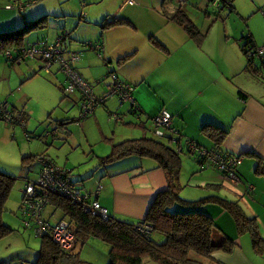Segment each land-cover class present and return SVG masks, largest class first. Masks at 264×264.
<instances>
[{"label":"crops","instance_id":"1","mask_svg":"<svg viewBox=\"0 0 264 264\" xmlns=\"http://www.w3.org/2000/svg\"><path fill=\"white\" fill-rule=\"evenodd\" d=\"M138 1L141 4H136L135 0L130 3L128 0H122L114 13H106L123 15L131 24L102 28L101 20L97 22L100 26V36L97 39L99 47L92 48L94 50L86 48L84 44L72 43L70 35L66 38L67 41H64L66 48H78L83 51L75 66L85 79L96 81V78H99L97 80L107 86L110 82L109 73L114 72L122 81L133 86L132 97L143 111L141 119L137 120L132 113L120 111L119 107L123 102H117L113 100L114 97L109 96L95 110L100 107L102 111L99 113H109L110 118L111 112L120 113L125 121L122 118H112L121 123V126L106 128L112 135H109L108 131L103 134L113 140L114 136L117 140L127 136L134 137L129 132H132V127L137 126L143 134L149 131L151 136L161 138L150 119L147 121V117L161 109L172 115V124L182 136L189 137L205 147L212 146L213 141L201 130L203 124L210 123L224 129L226 133L222 147L240 158L235 177L222 173L209 163L197 171L193 181L209 192L212 201L205 203L204 209L221 228L216 232L217 237L224 232L235 243L231 252L215 250L209 256L202 255L206 260L198 259L196 255L200 254L191 252L193 258L200 263L186 264H206L214 260L223 264H264V176L255 172L258 159L253 155L256 152L262 156L264 163V66L256 58L252 63L256 69L246 67V56L241 49L245 35L250 36L254 45H264V34L260 32V36L258 31L247 23L249 19L260 17L258 8L264 10V0H233L230 10L214 13L216 16L211 21L215 22L218 18L222 21V25L215 28V25L206 20L211 19V13H205L208 10L199 6L205 17L198 21V13L196 20L189 16L200 29L201 33L197 36L190 35L180 24L162 12L167 5L163 0ZM7 2L8 0H0V30L12 29L31 18L23 12H20V15L9 14L12 9L6 7ZM165 9L167 12L173 11L169 7ZM239 18L245 20L244 25L247 28L239 25ZM216 29L219 31L213 35ZM60 30L52 31V36ZM207 40L211 41V45L206 43ZM41 67V60L38 58L11 64L0 56V101H10L12 109L18 112V104L25 107V99L33 91L31 84L34 82L40 85L53 84V89L58 90V94L61 93L60 99L67 97L71 104L73 94L66 95L63 91L65 75L60 74L56 67L44 71L46 73L42 71L41 74ZM104 70L106 76L103 78L100 74ZM101 89L96 92L102 93L104 90ZM76 98L72 105L76 106ZM117 99L119 100L118 97ZM76 108L78 109V106ZM20 113L23 118L27 115L25 112ZM50 119L51 115L45 120L46 129L50 125ZM30 123L33 127L29 122L28 126L33 134L40 131L31 120ZM5 126L12 129L13 139H17L18 135V131L9 127L7 122H0L1 145L7 143L6 134H1L4 129L6 132ZM69 131L71 133V129L65 125H53L50 130L38 134L40 137L37 142L26 144L22 155L45 150L46 144L50 151L53 147L52 138L59 136L65 139V132ZM3 153L6 154L3 150L0 155ZM46 153L51 156V153ZM105 154L97 153L98 163L99 157ZM151 158L125 155L101 166L95 162L85 169L78 168L76 180L82 185L83 191L91 192L100 185L97 200L106 209L107 214L119 220L136 223L144 219L156 192L166 186L163 169ZM1 161L2 164L5 163L0 159ZM19 167L24 173L21 174L23 178L28 176L29 170H37V165L35 168H28L20 163ZM0 169L16 176L17 169L1 165ZM223 200L234 201L247 216L254 217L255 226L239 231L234 217L221 204ZM20 203L22 207V196ZM46 214L44 210L43 216L51 224L60 220L69 221H51L52 213H48V216ZM252 229L256 230L259 237L257 246L253 241ZM89 238L92 239L90 243L86 245L87 240L80 245L82 259L91 264H106L107 246L101 243V238ZM141 264L159 263L144 258Z\"/></svg>","mask_w":264,"mask_h":264},{"label":"trees","instance_id":"2","mask_svg":"<svg viewBox=\"0 0 264 264\" xmlns=\"http://www.w3.org/2000/svg\"><path fill=\"white\" fill-rule=\"evenodd\" d=\"M18 1L22 3L23 9L18 7V3L15 2V0H8L6 7H16L20 12H23L30 3L36 0ZM132 1L133 0H128L129 3ZM188 1L189 0H186L184 4L180 5L176 3L175 0H163V2H166L165 5L167 4L165 8L169 7L173 9V11L167 12V9L164 8L165 10L162 9V12L170 19L180 24L190 35L197 36L201 33L200 29L189 17V11L186 7L187 5L195 6L197 2L188 3ZM232 6L233 0H231V4L227 10H230ZM219 12L220 11L214 13L217 14ZM205 13L208 14L211 12L205 11ZM44 24H47L46 18L45 15H41L33 19H26L24 23L12 29H1L0 56L11 64L32 59L19 58L20 55L29 48L31 43L37 41L49 43L55 41L59 37L63 39V47L65 48L64 41L67 36H69V31L61 27V30L55 34L53 39L39 38L32 42L27 40V33L31 29L43 27L45 26ZM118 24H131V21L123 15L105 14L101 19L100 26L102 28H108ZM244 39L245 41L241 45V49L246 56V67L250 66L256 69L252 64L256 58L252 57L248 51V45L253 44V41L250 39L249 35H245ZM123 58H121V60ZM259 62L264 66V63L260 60ZM54 66L55 65H53L50 70ZM41 68H43V66ZM25 117L26 115L24 118ZM150 117L151 116H149V118L147 117V121ZM138 118L141 119V117ZM80 119L81 118L76 116L71 120L78 121ZM67 122L69 121H58L55 127H63ZM175 129L177 130V135L175 137L178 140L181 134L177 128ZM55 130L56 129H54V131ZM201 130L204 134L209 136L213 144L210 147H205L196 142L199 147L207 150L215 149L217 151H227L221 145L226 133L224 129L214 124L205 123L202 125ZM54 131H52V133H54ZM54 135H56V133ZM25 136L30 139L34 137V134L28 131L25 132ZM37 136L40 137V135ZM104 139L110 144V149L108 153L99 157V166L105 165L125 155H137L140 157L149 156L154 158L157 165L163 169L166 186L156 192L142 221L147 222L151 226V232L158 231L162 233L165 236L164 241L153 239L151 232L141 231L136 223L119 220L109 214L106 218H103L99 214L86 211L81 205L64 196L50 193L49 202L41 212L42 217L47 220L43 214L48 205H52L53 209L60 208L62 216L59 219H68L75 225L76 244L73 248L65 250L51 238L48 232L42 233L40 234L41 240L36 257L30 264H91L83 260L80 255V245L85 243L90 236L101 238L107 244L108 259L106 264H141L144 258H149L159 264L200 263L191 255L190 252L192 250L195 251V254L208 256L215 250H222L224 252L232 251L235 242L224 232H221L220 236L217 237L216 232H218L217 230L220 231L221 228L217 225L213 217L204 209V199L187 200L179 195V190L181 188L179 180L182 167L181 153L171 145L173 141L170 134L165 133L161 138L149 134L124 138L117 141H114L111 137H104ZM187 152L192 154L195 161L199 164L210 163L214 165L205 155L194 153L192 150H188ZM253 155L258 159L255 172L264 176L263 157L256 152L255 154L253 153ZM39 156H43V158L50 160L53 164L60 167L63 172L60 176L77 182L76 178H74L75 174L72 173V167H67L69 166L68 162L58 163L52 156L47 154L45 150H42L36 154L21 156V165L27 166L28 168L31 166L35 168L37 165V170L32 176L28 175L24 177L23 187L28 181L35 180L42 169V161L39 159ZM221 172L227 175L226 172ZM15 178L13 174L0 169V238L12 231V227L2 220V211ZM78 186L82 189L80 183H78ZM21 196L22 214L23 217H26V203L23 201V193H21ZM200 200H202L201 203ZM176 202H178V204H176ZM221 204L232 214L239 231H243L247 227L252 226L253 228L255 226L254 217L247 216L234 201L223 200ZM29 219L31 220L29 226L33 227V224L36 226L35 223L37 222L35 218L29 217ZM252 236L255 246H257L259 237L256 235V230L252 231ZM206 264L223 263L214 260Z\"/></svg>","mask_w":264,"mask_h":264},{"label":"rangeland","instance_id":"3","mask_svg":"<svg viewBox=\"0 0 264 264\" xmlns=\"http://www.w3.org/2000/svg\"><path fill=\"white\" fill-rule=\"evenodd\" d=\"M154 2L156 1L154 0ZM195 2H197L195 6H186L189 11L188 14L193 20H196V14L198 13V21H201L205 16L199 6L204 10L205 5L204 2L198 0L188 1V3ZM121 3L122 0H36L35 2L30 3L26 7L25 11H23V13L31 16V19L39 17L41 15H45L47 24H44L45 26L43 27L31 29L27 33V38H33L30 41H36L41 37L53 39L54 36H52L51 32L60 29L61 27L66 31H69L68 34L72 38V43L76 42L80 45L84 44L86 48L92 49L89 45L90 42L96 45L99 44L97 39H99L100 36V26L97 24V22L102 19V15L106 13H114ZM135 3L141 4V2H139L138 0H135ZM11 9L12 10L9 12V14L12 15L14 13H17L18 15H20V11H18L16 7H13ZM225 10H227V8H209L208 11L211 12V19L206 20L215 25L214 28L217 26H221L222 21L219 18L215 22H212L211 20L216 16L214 12H221ZM258 13L260 17L249 19V22L247 23L251 24V26L255 28L260 35V32L261 34H264V10L262 8H258ZM239 22V25L247 28V26L244 25L245 20L239 18ZM218 31L219 29L213 31V35H215ZM206 43L208 45H211L210 40H207ZM257 44L259 45V43ZM70 49L76 50L81 57V54L83 52L81 49ZM92 52L96 54L94 51ZM53 68H55V66ZM41 69V74L42 71H47L44 68ZM60 74L63 75V71L60 70ZM100 76H102L103 78L106 76L105 70L104 72H101ZM97 79L99 78H96V80ZM91 82H95V80H92ZM52 86L54 85L51 83L40 85L33 82L31 84V89H33V91L28 95V98L25 99L27 102L25 107L19 104L17 106V114L20 112H25V114H27L23 124L20 122L10 123L0 119V122H7L9 127L15 128L18 131L17 139L12 138L11 128L5 126L6 132L5 129L1 132L2 135L6 134L7 143L5 145H1L0 142V152L4 150L7 155L4 153L0 155V159L5 161L4 164H2L1 161L0 165L10 169H17V171L15 174L16 178L14 180L12 189L8 195V198L5 202V207L2 211V220L12 227V231L0 238V264H14L20 261L25 264H30L36 257L41 240L40 234L36 233L34 227H25L22 224L25 218L23 217L22 207L20 203L24 183V178L21 174L24 173L20 171L19 165L21 163V156L24 153L23 148L27 146L26 144H34L35 142H37V135L40 132H42L43 134L46 130H50L51 127L56 124V122L68 120L69 122H67L65 126L71 129V133L70 131L68 133L65 132V139L60 138L59 136L52 138L53 147L50 146V148H52L49 151L46 144L45 150L46 152L51 153V156L56 159L58 163H62L63 161L68 162L69 166L67 167H72V173L75 174L74 178H76V175H78V168L85 169L95 162L96 164L98 163V159L96 156L97 153H108L110 144L105 141V135L103 133L104 131H108L109 135H112V133L110 130H106V128L121 126V123H117L114 119L110 118L109 113L106 114V112L104 111L103 113H99V111H102V109H99L100 107H98V109L96 110L94 109V112H90L86 115V117L81 118L78 121L67 119L78 116V109L76 108L77 104L76 106L72 105L76 98V95L78 97V94H73V100H71L72 103L70 104L67 97H64L61 100V93L58 94V90H54ZM102 86L103 89H101ZM94 87L95 92H98L99 89H101V91H105L108 89V86L103 83H97L94 85ZM110 97H114L113 100H117V102H119L116 95H111ZM8 106L12 108V103L10 101ZM127 107L128 101H124L119 108L120 111H126ZM50 115V125L48 126V129H46L47 126L45 124V120L49 118ZM64 116L67 118H65ZM132 119L134 120L133 117ZM30 120L36 125V127L40 129V131L36 132V134H34V137L28 139L25 136V132H31L28 126V122L31 127H33V124L30 123ZM138 128L140 127H132V132L129 133L134 137H136L137 135H149V131H146L145 134H143V131H140L141 128L140 130H138ZM57 135H59V133ZM185 138L189 137H184L181 135L177 141L183 146L180 152L182 167L180 172L181 188L179 190V195L187 200L204 199L203 204H205L212 201L209 192H207V189L205 187L203 188L202 186L196 185V183L193 181V178H195V175L198 173L197 171L202 170L205 166H207V164L203 163L202 166H200V164L195 161L192 154L187 152L191 149L184 144ZM190 140L196 144L194 140ZM114 141H117L116 136H114ZM171 145L176 148L178 144L176 142H172ZM151 160L155 159L151 158ZM33 173V170L28 171V175L30 176H32ZM201 201L202 200H200V203ZM215 203L220 204V202ZM176 204H178V202H176ZM50 210L52 211L49 212ZM48 213H52V216L50 217L51 221H57L62 216L61 209H53L52 205H48L46 207L45 214L48 216ZM151 235L152 238L157 241H164L165 236L158 231H152ZM87 240V242L85 241L86 245L90 243L92 239L88 238ZM100 241L104 246H107L104 241ZM251 243L252 242L250 241V245ZM191 252L195 251L192 250ZM196 256L200 260H206V257L202 255Z\"/></svg>","mask_w":264,"mask_h":264},{"label":"built area","instance_id":"4","mask_svg":"<svg viewBox=\"0 0 264 264\" xmlns=\"http://www.w3.org/2000/svg\"><path fill=\"white\" fill-rule=\"evenodd\" d=\"M186 0H175L178 4H184ZM204 2L205 9L209 8H228L231 4V0H198ZM18 3V7L23 9V5L20 1L15 0ZM91 48H97L99 45L89 43ZM248 51L250 55L257 58L264 63V45H248ZM76 50L63 47V39H56L53 42L46 43L45 41H37L31 43L19 59L22 58H39L41 64L45 70L55 65L59 70L63 71L65 75V82L63 84V91L66 94L77 93L76 103L78 106V118H82L92 112L99 104L104 102L109 96L116 95L119 101L122 103L128 101V107L126 112L134 114L137 119L141 117L142 110L136 104L132 97L133 86L122 81L116 73H110V82L107 85L108 89L98 94L94 90V85L101 83L100 80L91 82L85 79L79 70L75 66L76 60L79 58V54ZM7 100L0 101V119L10 123H24V118L21 113H18L10 108ZM21 116H20V115ZM111 117L115 120H120L122 114L111 112ZM125 121V119H123ZM150 122L158 130V134L163 136L167 133L171 135L172 141L178 145L175 149L181 152L182 144L178 143L176 139L177 130L172 124V115L166 110H159L156 114L150 117ZM184 144L192 151L205 155L210 162L214 163L216 168L226 172L228 176L235 177L236 166L240 162V158L229 151H217L215 149H204L199 147L189 138H185ZM42 161V169L33 181H28L22 189L24 195L23 201L26 203L27 216L24 217L23 226H29L31 218H35L36 226L33 227L38 234L48 232L51 238L63 249L69 250L76 244V232L75 225L68 221L63 220L57 223L51 224L48 220H45L41 212L43 208L49 202V194L55 193L64 196L71 201L81 205L86 211H90L93 214H99L103 218L107 217L106 209L97 200L98 188L88 192L83 191L78 183L68 178H63V172L60 167L53 164L50 160L39 156ZM138 228L143 232H151V226L144 221L136 222ZM14 264H25L22 261Z\"/></svg>","mask_w":264,"mask_h":264}]
</instances>
